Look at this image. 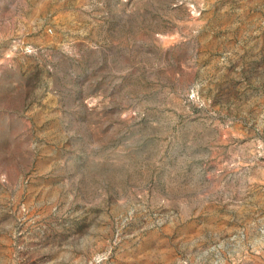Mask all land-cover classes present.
Instances as JSON below:
<instances>
[{
	"label": "rangeland",
	"instance_id": "374dc122",
	"mask_svg": "<svg viewBox=\"0 0 264 264\" xmlns=\"http://www.w3.org/2000/svg\"><path fill=\"white\" fill-rule=\"evenodd\" d=\"M0 264H264V0H0Z\"/></svg>",
	"mask_w": 264,
	"mask_h": 264
}]
</instances>
